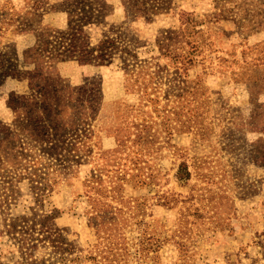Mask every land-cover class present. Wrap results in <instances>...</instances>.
<instances>
[{
  "label": "rangeland",
  "instance_id": "374dc122",
  "mask_svg": "<svg viewBox=\"0 0 264 264\" xmlns=\"http://www.w3.org/2000/svg\"><path fill=\"white\" fill-rule=\"evenodd\" d=\"M129 1L104 0L102 22L77 25L65 0H44L37 15L32 0H0L9 21L28 22L18 29L3 23L0 54L6 59L22 61L36 34L49 27L78 26L89 46L103 35L119 46L100 64L71 59L54 65L57 81L72 88L88 84L100 98L85 147L90 152L78 161L47 159L57 170L43 206L20 168L8 172L16 177V199L3 201L10 179L0 174V230L10 216L54 211L49 224L67 228L82 250L79 264H94L89 256L100 238L92 206L100 196L89 179L101 171L111 188L119 170L126 180L100 203L116 221L115 240L125 246L122 264H264V90L249 79L264 75V28L253 30L245 18L237 22L245 10L264 9V0H231L226 4L236 15L220 18L217 0H139L145 3L139 7ZM154 6L160 11L150 13ZM188 18L196 24L181 45L191 53L183 68L166 36ZM28 91V78L0 81L4 124L14 127L17 119L10 95ZM75 132L81 125L66 127V143ZM19 139L25 146L33 142L27 134ZM183 161L190 165L189 180L177 177ZM7 242L0 233V248Z\"/></svg>",
  "mask_w": 264,
  "mask_h": 264
},
{
  "label": "trees",
  "instance_id": "16d2710c",
  "mask_svg": "<svg viewBox=\"0 0 264 264\" xmlns=\"http://www.w3.org/2000/svg\"><path fill=\"white\" fill-rule=\"evenodd\" d=\"M103 1L65 0V7L72 8L77 25L100 23L106 16ZM137 1L139 0H130V6H144V1ZM217 1L220 4V11L215 14L219 18L224 15L227 17L236 15L235 7L226 4L231 0ZM43 2L44 0H32L33 14H38L37 10ZM160 9L161 7L154 6L150 13H157ZM132 11L140 14L142 10ZM243 18L247 20L246 24L253 25L251 26L253 30L264 28V9L250 14L245 10V14L241 15L237 22H241ZM18 21L19 19L16 18L9 21L5 11L0 12V30L5 22L13 23L14 29L28 25L25 20ZM194 23L193 18H188L184 22V27L172 30V35L166 36L167 49L172 51V56L181 67L190 59L191 53H185L181 45L187 35L195 31ZM78 29V26H73L69 29L49 27L41 30L36 34L35 44L25 50L22 61L18 57L13 60L6 59L5 54H0V81L10 77L19 80L29 79V91L22 94L12 93L8 100V105L16 112L14 127L0 120V174L10 179L1 193L3 201L16 199V177L8 176V172L20 168L23 175H29L31 178V186L36 193V203L38 206H43L53 184L50 174L57 170L53 162L78 161L82 157L81 152H90L85 147L92 131V121L99 112L100 98L88 84L72 88L65 82L57 81L53 68L56 63L71 59L83 63L94 61L100 64L107 60L110 50L119 46L116 39L107 35H103L95 45L89 46L81 42ZM121 51L129 50L124 47ZM31 63L35 65L33 69H22L23 65ZM125 64L130 65L128 62ZM137 64L138 62L132 63L133 67ZM249 79L254 81L256 87L264 90V75L255 74ZM79 125L82 132L80 134L75 132L74 140L66 143L65 138L62 137L66 127L75 129ZM20 134H27L33 142L29 141L28 146L23 145L24 143L19 139ZM38 149L41 150L40 153L37 152ZM49 158H53L54 161L47 160ZM118 171L115 175L116 185L111 188L104 184L101 171L89 179L100 198L102 195L107 196L111 192H117L119 182L126 180V177ZM191 176L188 162H181L177 177L189 180ZM109 181L114 180L111 177ZM100 198L92 206L95 219L93 225L96 226L100 242L89 258L94 264H122L120 256L123 255L125 246L115 240L116 233L113 231L116 221L114 216H109L107 208L101 205ZM55 216L54 211L40 213L34 210L30 214L5 218L0 233L8 237V242L0 248V264H79L82 250H77L75 244L68 238L65 233L67 228L49 224Z\"/></svg>",
  "mask_w": 264,
  "mask_h": 264
}]
</instances>
